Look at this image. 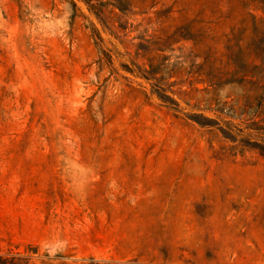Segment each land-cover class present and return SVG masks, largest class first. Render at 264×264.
<instances>
[{
	"label": "rangeland",
	"instance_id": "1",
	"mask_svg": "<svg viewBox=\"0 0 264 264\" xmlns=\"http://www.w3.org/2000/svg\"><path fill=\"white\" fill-rule=\"evenodd\" d=\"M256 25L264 0H0V256L264 264V102L205 81Z\"/></svg>",
	"mask_w": 264,
	"mask_h": 264
},
{
	"label": "trees",
	"instance_id": "2",
	"mask_svg": "<svg viewBox=\"0 0 264 264\" xmlns=\"http://www.w3.org/2000/svg\"><path fill=\"white\" fill-rule=\"evenodd\" d=\"M237 33L242 36L244 30L234 32V37L229 40L230 45L227 46L231 55L229 61L225 64L210 62L209 71L205 74V81L215 91L230 84L241 87L248 102L257 101V104L250 103L248 107L256 106L254 117H259V110L264 102V27L256 25L252 31L250 42L246 44H244V39L241 40L236 37L235 34ZM199 68L203 70V65H200ZM158 96L164 102L176 104L175 100L168 94L158 93ZM218 111L221 112V110ZM251 126L264 129L257 121H253ZM13 260L0 256V264H12Z\"/></svg>",
	"mask_w": 264,
	"mask_h": 264
}]
</instances>
